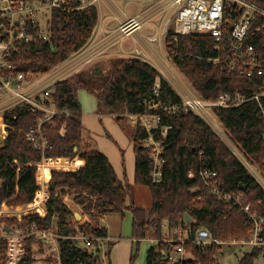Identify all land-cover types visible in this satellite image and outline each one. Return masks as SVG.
I'll return each mask as SVG.
<instances>
[{
  "label": "trees",
  "instance_id": "obj_1",
  "mask_svg": "<svg viewBox=\"0 0 264 264\" xmlns=\"http://www.w3.org/2000/svg\"><path fill=\"white\" fill-rule=\"evenodd\" d=\"M81 5L82 0H71L67 8H52L47 15L50 39L39 40L40 46L37 45L38 40L22 41L19 52L11 58L14 67L6 74H45L85 47L98 24L99 11L95 4ZM249 42L264 56L263 31L252 32ZM165 44L170 60L204 99H216L221 93H240L250 97L258 88L256 79L228 71L222 64L209 61V57L217 55L214 49L216 40L210 34L181 35L176 40L172 29H169ZM109 71L94 76L77 72L54 84L52 96L61 112L53 117L52 125L46 123L43 127L49 144L44 170L36 164L42 160L41 152L26 137L27 132L36 126L38 118L27 105L16 106L3 113L0 205L8 200L15 206L28 204L19 210L36 206L41 193L34 200L35 193L43 182L51 192L48 213L43 218L30 214L24 218L25 224L35 222L40 228L53 226L67 235L73 234L74 226L80 225L91 236L106 237L107 228L93 224V219L111 213L124 217L125 211L130 209L133 237L138 240L160 239L164 222L170 229L177 228L186 224L184 216L188 213L194 219L190 224L193 229L191 236L196 229L203 227L218 241L249 240L253 222L234 205L211 195L200 172L216 171L222 189L243 194L244 203L250 204L252 210L263 217L264 188L211 125L192 111L169 114L159 110L162 125L172 126L163 137L165 164L163 179L159 183L152 181L153 164L142 144L147 132L139 125L134 128V182L150 188L152 205L144 208L129 204L130 184L117 175L104 152L85 142L78 90L85 87L94 93L98 98L99 114H112L117 121H123L125 111L139 114L147 109V102L155 98L153 88L157 78L160 79L159 98L162 101L177 104L181 98L155 66L140 58H119ZM103 77L106 82L100 88L85 84H96ZM213 113L228 140L247 162L264 171V118L259 115L257 102L249 100L239 107H217ZM63 128L64 135L61 134ZM156 137L162 136L158 132ZM73 161L74 164H84H67ZM189 172L194 176L189 177ZM65 198L80 207L86 220L76 223L73 213L64 204ZM38 205L32 210L40 211ZM16 221L15 218L0 219V222L8 224ZM262 236L264 238V224ZM170 245L159 242L152 246L147 253V264H166L161 251ZM219 246L212 244L198 248L187 244L195 259H189L186 264H214V252ZM3 248L4 240L0 238V264ZM61 248L64 264H103L99 256L74 240H62ZM261 249L255 246V250L245 255L239 264H250L252 257Z\"/></svg>",
  "mask_w": 264,
  "mask_h": 264
},
{
  "label": "built area",
  "instance_id": "obj_2",
  "mask_svg": "<svg viewBox=\"0 0 264 264\" xmlns=\"http://www.w3.org/2000/svg\"><path fill=\"white\" fill-rule=\"evenodd\" d=\"M70 1L0 0V115L16 106L27 105L28 110L38 118L36 126L27 132L26 137L41 152L42 160L36 163L41 167L47 164L45 153L49 148L43 127L46 123L52 125L53 117L61 112L55 106L52 88L66 75L79 72L82 66L89 63L93 57L88 53L89 48H82L58 66L56 71L47 75L35 77L18 72L13 76L7 75L6 72L13 69L11 58L19 52L22 41L38 40L37 43H40L39 40L50 39L47 28L49 11L54 7L67 8ZM95 1L97 0H82L80 7L94 4ZM165 2L171 7L179 6L172 29L176 40L181 35L194 33L212 35L216 40L214 49L217 55L209 57V61L222 64L228 71H235L248 78L256 79L258 88L250 97L240 93H221L216 99H204L189 86L185 84L180 86L179 82H174L173 74V78L170 79L175 84V88L177 87L176 91L181 98L180 103L173 104L159 98L160 79L157 78L153 88L155 98L147 102V109L143 113L129 114L135 127L139 125L147 132L142 144L146 147L148 157L153 164V183H159L163 179L166 152L163 137L172 128L170 125H162L160 109L169 114L192 111L205 119L219 135H225V133L214 116V108L239 107L249 100H255L259 115L264 118V56L249 42L252 32H264V0H166ZM145 23V17L138 14L122 22L119 30L123 37L129 36L134 31L140 30ZM159 71L162 75L166 74L162 68ZM151 110L153 112H150ZM64 130L65 128L62 129V135ZM158 132L162 137H156ZM67 164L78 166L74 164V161ZM253 173L264 188V171L258 169ZM200 175L211 195L234 205L253 222L251 238L247 241L242 240L240 243L264 246L262 236L264 217L257 211H253L250 204L244 203L243 194L230 193L222 189L216 171L201 170ZM188 176L193 177V172H189ZM38 193H41L42 198L39 205L40 211L19 210L20 207L28 204L15 206L8 203V200L1 203L0 219H17L11 224L0 222V238L4 240L1 264H64L61 241L66 239L74 240L76 244L88 248L95 256L102 259L103 264H109L108 249L104 246L108 241L107 236H91L80 225L74 226V233L67 235L60 233L53 226L40 228L35 222L25 224L24 218L30 214H38L43 218L48 213L51 192L43 182L36 191L34 200ZM190 224L186 222L185 225L172 230L164 222L161 238L151 239L156 245L159 242L172 244L161 251L166 264H186L189 259H195L193 252L187 249V244L202 248L220 242L203 227L196 229L194 236H191L193 229ZM5 226L9 229L7 230ZM168 229L172 230L170 231L172 238L166 236L170 234L167 233Z\"/></svg>",
  "mask_w": 264,
  "mask_h": 264
},
{
  "label": "rangeland",
  "instance_id": "obj_3",
  "mask_svg": "<svg viewBox=\"0 0 264 264\" xmlns=\"http://www.w3.org/2000/svg\"><path fill=\"white\" fill-rule=\"evenodd\" d=\"M120 2V4L124 6L127 0H121ZM178 9L179 6L177 5L172 6L169 9V12L166 16V20H170V22H166V24H161L163 29L162 31L157 29V32L161 31L162 35L165 36L167 34V30L173 29V21L175 16L177 15ZM144 25H146V23ZM144 25L142 27L143 30L147 28L146 26L144 27ZM128 37L127 39L129 40ZM136 56L147 57L141 52H136ZM167 57L168 60L166 62V58L164 56L161 57V60L164 59L163 61H161V63L159 62V60L158 62L155 61V64L157 65L163 64V66L161 65L160 68H162L166 73L165 75L163 74L164 78H166L170 82V84L175 90L177 87L175 88V84H173L170 79L171 77L173 78V74L175 75V78L173 79L175 80L174 82H179L180 86H182V84H185L192 88L188 81L185 79V77L175 66V64L170 60L169 55H167ZM113 63L114 61L112 60L108 64V66H113ZM60 65L61 64L55 66L45 74H49L53 69L56 71V69ZM80 70H82V68ZM85 73L88 74V76L95 75L92 69H88ZM104 79L105 77L100 78V81L96 84H94L93 82H85V84L87 87L97 85L96 88H100L103 86L104 82H106V79L105 81H103ZM192 90L195 91L193 88ZM78 98L83 110L82 122L85 127V142H88V144H90L92 147L104 152L109 157L110 161H112L114 166L117 168L121 177L126 182L131 184L129 204L134 203L135 205L145 207L151 206L152 194L150 188L146 185H137L134 182L135 154L133 131L135 125L132 122L129 113L127 111L124 112L123 121H117L112 114H99L97 96L85 87L83 88V90L78 91ZM220 127L222 130L224 129L222 125H220ZM4 128L5 124L3 122L2 115H0V145L3 144ZM220 137L231 147V149L243 161L245 166H247L250 173L254 176L253 171L258 169L253 166L250 167L243 154L240 153V151L228 140V138H226L225 135L220 134ZM86 218L84 220H86ZM93 220V224H96L98 222L97 219ZM105 223L107 228L120 240L119 242H117L118 244L116 243L117 245L113 251V256H115L116 254L117 264H146V251H148V249L152 245H154V243L150 241L151 238L142 239L141 241H139L138 239L133 237V216L131 210L127 209L124 217H121L116 213L108 214ZM172 230H174V228H172ZM172 230L168 229L167 233H170V231ZM166 236L172 238L171 233L167 234ZM240 241L242 240H232L227 242L220 241L219 243H216L220 246L214 252V264H239L241 259L245 255L251 254L255 250V246L253 244H242L240 243ZM130 245L133 246V250L130 249ZM104 246L106 249L108 248V245L106 243ZM261 248V251L252 257L250 264H264V246H261ZM133 256L134 258H132ZM113 261L115 264V258L113 259Z\"/></svg>",
  "mask_w": 264,
  "mask_h": 264
},
{
  "label": "crops",
  "instance_id": "obj_4",
  "mask_svg": "<svg viewBox=\"0 0 264 264\" xmlns=\"http://www.w3.org/2000/svg\"><path fill=\"white\" fill-rule=\"evenodd\" d=\"M120 1L121 0H97L94 2L99 11V21L95 27L90 41L87 43V45H85V47H83L89 48L88 53H90L93 59L89 63L82 66V70H80L81 72H86L88 69H92L95 74L107 73L113 67H109L108 64L112 60L115 61L119 58H140L149 62L158 70L160 69L161 65L163 66V64L157 65L155 64V61L158 62L159 60L161 63V61L164 60H161L162 56L166 58L165 62L168 60V48L165 44V36H163L161 33L163 29L161 24H166V16L171 6L166 4V0H127L124 6L120 4ZM138 14H141L143 17H145L146 25H144V27L146 26L148 29L146 28L143 30V28H141L140 30L134 31L133 34L129 35V37H123L119 32L120 24ZM157 29L161 31L157 32ZM136 52H141L147 57L136 56ZM52 71H54V69ZM72 74L75 73H71L66 76L69 77ZM80 90H83V88L79 89L78 91ZM83 164L84 163L78 165ZM114 168L117 172V175L122 180H124L119 174L117 168L115 166ZM139 207L147 208V206L145 207L140 205ZM107 216L108 214L98 218L97 224L107 228L105 223ZM85 218L86 215L84 214L83 220ZM107 231L108 241H106V244L108 245V263L114 264L113 259L115 258V264H117L116 254L113 256V251L118 244L117 242L120 240L108 228ZM151 242L154 243L153 241ZM152 246H156V243H154ZM130 249L133 250V246L130 245ZM147 253L148 251H146L145 255L146 264Z\"/></svg>",
  "mask_w": 264,
  "mask_h": 264
},
{
  "label": "water",
  "instance_id": "obj_5",
  "mask_svg": "<svg viewBox=\"0 0 264 264\" xmlns=\"http://www.w3.org/2000/svg\"><path fill=\"white\" fill-rule=\"evenodd\" d=\"M37 45L40 46L41 44L37 43ZM38 50H41V47H38ZM1 182H2V180L0 179V184H1ZM241 189L245 191L246 187L241 186ZM64 204L73 213L76 223H79L83 220L84 213L82 212V210L78 206H76L73 202H71L67 198L64 199ZM184 219H185V222L194 223V219L188 213H185ZM5 227L7 230L9 229L8 226H5Z\"/></svg>",
  "mask_w": 264,
  "mask_h": 264
},
{
  "label": "bare ground",
  "instance_id": "obj_6",
  "mask_svg": "<svg viewBox=\"0 0 264 264\" xmlns=\"http://www.w3.org/2000/svg\"><path fill=\"white\" fill-rule=\"evenodd\" d=\"M46 165H47V164H46ZM46 165H45V166H46ZM45 166L42 167L43 170H44ZM41 200H42V198H40V201H41ZM40 201H39V202H40ZM39 202H38V203H39ZM38 203H37V205H38ZM37 205H36V206H37ZM36 206H34V207H29V208H26V209L32 210V209H34ZM38 207H39V205H38Z\"/></svg>",
  "mask_w": 264,
  "mask_h": 264
}]
</instances>
